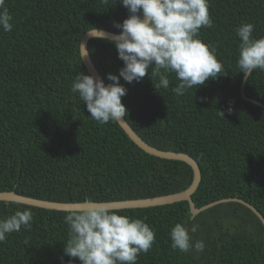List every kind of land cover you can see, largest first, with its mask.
<instances>
[{
	"label": "trees",
	"instance_id": "1",
	"mask_svg": "<svg viewBox=\"0 0 264 264\" xmlns=\"http://www.w3.org/2000/svg\"><path fill=\"white\" fill-rule=\"evenodd\" d=\"M6 0L13 29L0 30V191L53 201H111L153 197L187 188L191 167L140 149L117 122L99 124L78 94L70 91L79 72L87 73L79 40L88 30L118 33L113 22L129 13L119 0ZM211 28L200 37L217 48L226 75L189 89H155L146 75L128 84L121 98L125 120L147 143L180 151L198 163L201 179L192 194L195 206L226 197L252 204L264 219V110L243 100L237 67L242 22L264 36V0H210ZM88 53L105 84L123 62L107 38L87 42ZM245 95L264 105V71L245 80ZM205 98V99H202ZM231 106L229 114L226 109ZM224 111V118L218 114ZM0 200V218L18 207L33 212L30 228L0 243V264H68L64 216L70 211ZM12 202V201H11ZM147 217L156 238L136 264H264V226L237 201H225L190 216L186 200L143 208H121ZM191 217L192 219H189ZM177 222L198 223L193 239L206 245L200 254L171 248ZM72 264H80L71 258Z\"/></svg>",
	"mask_w": 264,
	"mask_h": 264
},
{
	"label": "clouds",
	"instance_id": "2",
	"mask_svg": "<svg viewBox=\"0 0 264 264\" xmlns=\"http://www.w3.org/2000/svg\"><path fill=\"white\" fill-rule=\"evenodd\" d=\"M115 0H112L114 3ZM111 3V4H112ZM129 15L122 22H113L119 29L107 39L114 44L123 66L118 75L107 74L110 83L79 72L70 91L78 94L90 117L103 125L126 117L127 109L121 98L127 89L120 83L140 82L146 75L155 89H168L169 77L174 74L178 83L172 91L183 96L187 90L205 85L226 75L223 63L217 58L216 46L200 37L202 28H211L210 0H119ZM13 29V16L6 0H0V30ZM255 25L242 22L235 29L239 38L237 67L245 80L257 69L264 71V36L253 35ZM94 31H96L93 28ZM205 99V98H202ZM226 111L232 112L231 106ZM224 118V111L218 110ZM17 203L16 201L4 202ZM33 212L28 206L18 207L11 215L0 218V243L6 236L30 228ZM125 214L124 209L92 201L87 207L68 212L64 216L68 238L63 252L80 264H136L141 253H147L156 238L155 230L146 221ZM189 219H192L189 217ZM198 223L177 222L169 236L171 248L181 253L200 254L206 245L192 234Z\"/></svg>",
	"mask_w": 264,
	"mask_h": 264
},
{
	"label": "water",
	"instance_id": "3",
	"mask_svg": "<svg viewBox=\"0 0 264 264\" xmlns=\"http://www.w3.org/2000/svg\"><path fill=\"white\" fill-rule=\"evenodd\" d=\"M96 31L93 29H90L86 31L80 38L79 40V54L81 61L86 68L87 72L91 74L95 78H99L103 80L102 76L98 72L96 66L94 65L88 50H87V42L89 39L95 36L99 37H104L107 38L115 32H111L108 30L100 29V28H94ZM104 81V80H103ZM105 83V82H104ZM244 84H245V79L243 78L241 85H240V96L243 100L246 101H251L255 104H258L261 106L264 110V105L260 102L254 101L250 98H248L245 93H244ZM121 129L125 132V134L128 136L130 140L133 141L140 149L143 151L161 157V158H166V159H174V160H181L187 163L192 170V179L189 184V186L181 191L174 192V193H169V194H164V195H159V196H153V197H144V198H135V199H123V200H111V201H103L107 203L111 207L115 208H143V207H149V206H157V205H164V204H169L173 202H178L181 200H186L188 205H189V210H190V216H193L200 211L213 206L217 203L220 202H225V201H237L239 203H242L246 207H248L264 226V219L262 217V214L250 203L247 201L238 198V197H226V198H221L214 200L212 202H209L207 204H204L200 207L195 206L193 200H192V194L196 190L200 179H201V174H200V169L198 166V163L196 160L188 155L187 153L180 152V151H172V150H163L159 149L157 147H154L144 141L135 131L134 129L127 123L125 118L120 119L119 121H116ZM0 200L6 201V202H11V201H16L17 203H22L26 205H32L40 208H45V209H53V210H60V211H74V210H79L81 208L87 207L90 202L93 200H84V201H53V200H46V199H40V198H35L31 196H26L22 195L19 193H16L14 191H0Z\"/></svg>",
	"mask_w": 264,
	"mask_h": 264
}]
</instances>
